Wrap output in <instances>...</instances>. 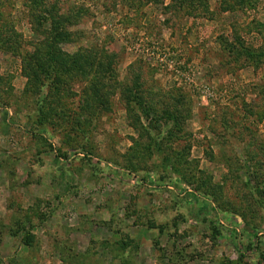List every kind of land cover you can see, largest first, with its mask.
<instances>
[{"label": "rangeland", "instance_id": "374dc122", "mask_svg": "<svg viewBox=\"0 0 264 264\" xmlns=\"http://www.w3.org/2000/svg\"><path fill=\"white\" fill-rule=\"evenodd\" d=\"M0 264H264V0H0Z\"/></svg>", "mask_w": 264, "mask_h": 264}, {"label": "trees", "instance_id": "16d2710c", "mask_svg": "<svg viewBox=\"0 0 264 264\" xmlns=\"http://www.w3.org/2000/svg\"><path fill=\"white\" fill-rule=\"evenodd\" d=\"M56 31V30H55ZM56 34L58 35V36H63V35H65V33L62 31V30H59V31H57L56 32ZM62 40H64V39H62ZM66 42V41H65ZM66 54H64V53H62V52H60V53H57V54H54V58L53 59H51V61L52 60H54L55 62V65L57 66V64L61 61V60H64V58L66 57V56H68V55H66ZM49 56V55H48ZM52 57V56H51ZM54 65V66H55ZM57 68H55V70H56ZM59 69H57V71H58ZM33 241H34V236L32 235V234H30V233H26L25 234V243L27 244V245H29V246H31L32 245V243H33Z\"/></svg>", "mask_w": 264, "mask_h": 264}]
</instances>
